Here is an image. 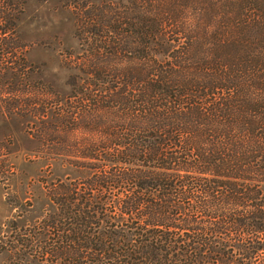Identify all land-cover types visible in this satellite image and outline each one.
<instances>
[{"label": "trees", "instance_id": "obj_1", "mask_svg": "<svg viewBox=\"0 0 264 264\" xmlns=\"http://www.w3.org/2000/svg\"><path fill=\"white\" fill-rule=\"evenodd\" d=\"M119 8H81L76 102L41 130L93 122L104 160H71L78 175L44 188L52 211L10 222L4 249L14 264H264V0Z\"/></svg>", "mask_w": 264, "mask_h": 264}, {"label": "rangeland", "instance_id": "obj_2", "mask_svg": "<svg viewBox=\"0 0 264 264\" xmlns=\"http://www.w3.org/2000/svg\"><path fill=\"white\" fill-rule=\"evenodd\" d=\"M121 5L122 0H0V264L15 263L4 249L12 237L10 222L29 226L52 211L45 186L73 180L78 173L70 167L71 160H104L100 154L109 145L92 133L97 127L93 122L70 131L68 140L48 141L41 130L55 113L76 102L77 96L68 97L65 58L70 53L81 60L87 50L75 32L81 8L96 14L105 6L104 11L118 14ZM103 127L98 130L104 132ZM65 147L77 152L60 151ZM94 149L99 152L96 158L83 155Z\"/></svg>", "mask_w": 264, "mask_h": 264}]
</instances>
